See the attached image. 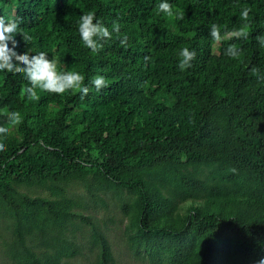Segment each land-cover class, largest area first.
Wrapping results in <instances>:
<instances>
[{
  "label": "trees",
  "instance_id": "obj_1",
  "mask_svg": "<svg viewBox=\"0 0 264 264\" xmlns=\"http://www.w3.org/2000/svg\"><path fill=\"white\" fill-rule=\"evenodd\" d=\"M161 2L0 0V17H19L32 38L15 37L18 53L45 52L90 88L83 98L37 89L30 99L22 73L0 72V126L9 129L0 136V221L11 264H113L100 227L65 193L72 181L93 204L108 192L120 197L127 247L148 264H255L264 256V0H168L182 20L159 11ZM88 11L110 32L118 22L127 47L113 32L98 52L87 49L78 21ZM212 24L221 41L209 35ZM241 27L248 38L231 37ZM229 44L239 58L225 55ZM184 47L196 57L181 71ZM97 75L109 84L99 92ZM13 111L19 125L7 120ZM75 220L89 224L92 255L81 263L69 261L82 250Z\"/></svg>",
  "mask_w": 264,
  "mask_h": 264
},
{
  "label": "clouds",
  "instance_id": "obj_2",
  "mask_svg": "<svg viewBox=\"0 0 264 264\" xmlns=\"http://www.w3.org/2000/svg\"><path fill=\"white\" fill-rule=\"evenodd\" d=\"M159 11L166 13L168 16H176V19H184L183 13H174L173 6L168 0H162L158 5ZM250 9L245 8L241 11V18L245 21L249 19ZM21 19L13 17L5 20L0 17V72L12 74H23L24 78L29 82L28 87H25L24 92L30 99H38L37 89L62 95L69 91H76L83 98L86 96L90 88L84 84L85 77L77 71L62 70L59 68L55 59H49L45 52L30 54L24 52L20 54L16 51L18 42L15 37L19 34L26 44L32 38L27 35L20 27ZM78 32L83 45L90 49L93 53L98 52L103 48V41L112 39V33H116L120 39V44L127 47V36H120V25L118 22H113L112 31L110 32L100 20L96 18L94 11H88L80 16L78 21ZM209 35L215 41H221V29L217 24H212L209 29ZM249 33L244 27L234 29L231 32V37L236 39H247ZM261 46L264 47V36L257 37ZM11 45V47L9 46ZM241 54V50L235 44H229L225 50V55L230 58L237 59ZM178 68L184 71L192 67L191 61L196 57L194 49L184 47L179 51ZM150 57H145V60ZM253 75H258L259 69L253 66L251 68ZM92 86L97 92L102 88L109 86L108 81L102 75H97L91 80ZM7 120L12 125H19L22 122V117L19 112H9L6 114ZM9 129L0 126V136H5ZM5 151V144L0 142V152ZM255 264H264V256L255 261Z\"/></svg>",
  "mask_w": 264,
  "mask_h": 264
},
{
  "label": "rangeland",
  "instance_id": "obj_3",
  "mask_svg": "<svg viewBox=\"0 0 264 264\" xmlns=\"http://www.w3.org/2000/svg\"><path fill=\"white\" fill-rule=\"evenodd\" d=\"M67 196L79 201L80 205L74 208V211L80 212L83 215L89 216L91 222L96 223L109 243L112 255L113 264H148L146 260L135 258L126 244L125 225L127 218L120 211L119 205L121 203L120 197L108 192L102 195L103 202H96L95 204L89 202L88 195L83 185L79 181H72L64 185ZM20 191L28 195L46 196L47 191L41 187H25L19 186ZM188 203L181 202L179 205L182 208ZM78 225V232H75L77 241L82 245L80 254H76L70 258L69 261L73 263H81L91 258L92 253L87 249L88 229L89 224L75 220ZM4 222L0 221V264H11V262L2 254V242L5 236Z\"/></svg>",
  "mask_w": 264,
  "mask_h": 264
}]
</instances>
